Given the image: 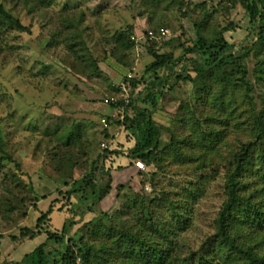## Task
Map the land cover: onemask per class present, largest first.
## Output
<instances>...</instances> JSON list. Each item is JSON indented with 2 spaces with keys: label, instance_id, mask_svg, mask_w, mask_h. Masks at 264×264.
<instances>
[{
  "label": "rangeland",
  "instance_id": "374dc122",
  "mask_svg": "<svg viewBox=\"0 0 264 264\" xmlns=\"http://www.w3.org/2000/svg\"><path fill=\"white\" fill-rule=\"evenodd\" d=\"M0 5L25 29L0 31V264L20 263L46 242V233L34 240L22 239L21 233L24 229L37 232L39 218L52 204L54 211L44 226L61 234L64 226L75 222L66 240L67 244L74 240L76 252L80 238L89 241L84 224L108 215V226L126 230L146 241L151 250L160 248L166 254L171 245L160 237V221L168 215V201L173 200L182 203L190 215L189 230L179 239L182 254L198 251L216 233V222L228 201L231 162L244 144L254 141L252 108L256 114L261 111L264 98V83H257L260 59L255 51L244 58L254 86V107L244 92L229 90L221 99L222 87L206 85L208 78L192 74L193 82H178L166 71L168 83L163 79L148 83L164 92L152 113L162 128L159 165L146 166L145 172L132 171L129 158L115 156L108 162L114 167L111 191L83 221L73 219L66 194L70 185L90 171L103 152L102 145H108L103 140L104 128L98 124L101 119L110 122L116 135L113 152L134 147L135 140L127 138L133 131L119 129V119L112 116L123 114L125 122L127 115L136 116L133 108L143 106L141 101L133 103L121 84L134 75L133 70L144 75L154 61L151 47L181 58L198 36L213 41L226 27L233 30L226 36L235 42V52L255 43L248 36L249 21L239 1L0 0ZM162 29L167 30L169 43L132 39ZM129 42L135 46L128 50L125 43ZM69 46L74 48L69 50ZM126 95L130 109L126 110L125 100L124 106L104 105L106 98L120 101ZM197 124L202 125L207 140L183 145V140H197L193 134ZM73 125L83 126V139L66 147L62 134ZM103 166L104 161L99 164ZM105 179L101 176L100 182ZM244 181L246 196L262 187L251 172ZM71 202L76 204L75 199ZM257 202L264 204V199ZM57 248L51 243L46 251ZM74 264L82 260L76 258ZM96 264L124 263L114 258Z\"/></svg>",
  "mask_w": 264,
  "mask_h": 264
},
{
  "label": "trees",
  "instance_id": "16d2710c",
  "mask_svg": "<svg viewBox=\"0 0 264 264\" xmlns=\"http://www.w3.org/2000/svg\"><path fill=\"white\" fill-rule=\"evenodd\" d=\"M238 1L248 18L247 32L248 36L255 40L254 44L248 45L241 52H235V42H229L226 36L233 30L226 27L221 29L213 41L198 36L192 46L185 48L181 58H175L173 53L160 54L151 47L149 54L154 61L148 66L144 75L132 71L134 75L131 80V89L128 91L130 100L133 97V103L141 101L143 106L138 109L137 107L133 108L136 114L134 118L127 115L125 122L121 120L116 122L119 129L133 131V135L127 137L128 140L134 139L136 142L130 150L129 158L131 160H142L146 166L159 165L158 152L161 146L162 128L154 122L152 113L158 108L164 92H158L155 88L149 87L148 83L150 79L157 81L163 79L168 83L167 77L169 76L165 77L166 71H169L170 76H174L178 82H193L192 74L195 77L204 76L208 78V81L210 80L206 85L218 84L222 87L221 99L227 96L229 90L241 91L245 93L249 104L252 107L255 106L252 96L254 86L248 79L249 71L244 58L250 52H256L257 59H260L256 70L257 83H264V0ZM15 28L25 30L20 22L3 5H0V31ZM165 31L167 30L162 29L154 32L156 36V39L152 41L154 45L162 40L168 41L162 37V33ZM121 37L123 38V36ZM170 41L171 39L168 43ZM125 44L128 50L135 46V43L132 42ZM73 48L74 46H69V50ZM91 61L94 66H97L93 59ZM188 63L189 65H187ZM180 64L182 65L181 71L176 72V68ZM145 92L147 94H144ZM262 104L263 108L257 114L255 107L252 108L254 141L244 144L242 150L235 155L231 162L232 170L226 182L228 201L216 222V233L198 251L191 252L187 256L182 254L183 245L179 239L182 233L189 230L190 215L186 214L187 209L182 203L173 200L168 201L166 208L168 215L162 217L160 221L161 236L156 232L171 245L167 251L165 250L166 254H161L160 248L156 249L157 251L151 250L146 241L126 230L117 229L112 225L108 226L107 224L111 222V216L108 215H103L84 224L83 228L87 229L89 233V241L84 243L83 238H80L81 245L76 252L74 240H68V244L66 240L75 222L64 226L61 234L52 233L44 226L47 218L54 211V204H52L48 212L39 218L37 232L24 229L21 233L22 239L29 240H34L46 233V242L25 255L23 260L17 264H74L76 258H80L82 264H96L101 259L108 261V259L114 258L120 259L124 264H264V204L257 202L260 198L264 199V98H262ZM117 105L124 106V99L121 98ZM130 108H132V103L126 106V110ZM201 127L202 125L199 124L198 129L193 133L194 137L197 136V140H183V145H195L197 141L199 143L206 141V133ZM112 128L109 122V127L102 132L103 140L108 143L109 148L98 155L87 175L70 185V191L66 194L69 203L68 209L71 211L73 219L79 217L83 221L86 215L94 214L96 206L111 191L110 182L114 167L108 165V162H112L115 156L123 155L120 151L113 152L112 150L116 140V135L111 132ZM82 130L83 126L73 125L71 130L62 134L65 146L72 147L76 141L83 139ZM211 134L212 132H209V135ZM120 146L122 145H118L119 148ZM210 147L212 148V146ZM102 161L105 163L106 170L104 166L99 167ZM249 172L262 185L261 189L255 190L252 196L245 195L248 185L244 180ZM101 176L106 178L104 183L100 182ZM72 199H75L76 204L71 202ZM148 217L150 218L149 215ZM260 238L261 240H259ZM107 242L110 243L107 245ZM51 243L57 244L59 248L54 251H46ZM98 243L101 244L100 249L95 247ZM70 251H72L71 255Z\"/></svg>",
  "mask_w": 264,
  "mask_h": 264
},
{
  "label": "built area",
  "instance_id": "2783aa9c",
  "mask_svg": "<svg viewBox=\"0 0 264 264\" xmlns=\"http://www.w3.org/2000/svg\"><path fill=\"white\" fill-rule=\"evenodd\" d=\"M205 1H207V0H205ZM208 1H210V0H208ZM146 35L147 36H143V38H139L137 36V38L133 37L132 39L136 43L141 42L142 39L143 40L149 39L150 41H153V40L156 39V36H155L154 32H152V31L147 32ZM168 36H169V34H168L167 31H165V32L162 33L163 39H167L166 37H168ZM132 78H133V76L131 74H129L127 76L125 82L123 84H121V88H122V90L124 91L125 94H127L128 91L131 89V80H132ZM124 100H125L126 104H128V101H127L128 100V97H127V95L124 96ZM118 101H119V99H117L116 97H109V98H106L104 100V105H106V106H112V105L117 106ZM112 117L115 118V119H119L121 121L124 120L123 114H122V116H116L115 115V116H112ZM98 124L100 126H102L104 129H107L109 127L108 120H106V119H101L98 122ZM102 148H103V151H105V150H107L109 148V145L103 144L102 145ZM130 150H131L130 148L129 149H126L125 151L123 149L120 152L123 154V151H124L125 153L123 155L126 156V157H130ZM133 166H134V169L136 171H138V172H145L146 169H147L145 163L142 160H139V159L133 160Z\"/></svg>",
  "mask_w": 264,
  "mask_h": 264
},
{
  "label": "crops",
  "instance_id": "0c3cea01",
  "mask_svg": "<svg viewBox=\"0 0 264 264\" xmlns=\"http://www.w3.org/2000/svg\"><path fill=\"white\" fill-rule=\"evenodd\" d=\"M128 149V148H127ZM126 149H124V151H125ZM123 151V154L125 153ZM124 156V155H123ZM126 157V156H125ZM127 158H129V157H127ZM130 159V158H129ZM131 163H133V161L130 159V162H129V166H130V169L132 170V171H135V169H134V166H133V164H131ZM131 165H132V167H131Z\"/></svg>",
  "mask_w": 264,
  "mask_h": 264
}]
</instances>
